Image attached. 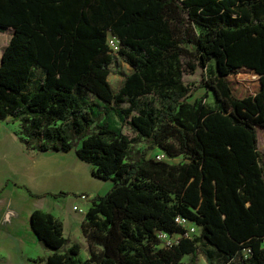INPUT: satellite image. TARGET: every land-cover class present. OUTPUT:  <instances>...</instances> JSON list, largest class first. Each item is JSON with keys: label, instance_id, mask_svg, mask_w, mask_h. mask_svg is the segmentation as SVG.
Returning <instances> with one entry per match:
<instances>
[{"label": "trees", "instance_id": "obj_1", "mask_svg": "<svg viewBox=\"0 0 264 264\" xmlns=\"http://www.w3.org/2000/svg\"><path fill=\"white\" fill-rule=\"evenodd\" d=\"M0 120L17 121L19 139L38 150L66 151L112 182L89 198L80 222L95 264H264V0H0ZM118 40L115 53L106 37ZM213 73L193 86L180 57ZM116 55L131 70L113 89ZM190 68L194 63L188 61ZM205 86L213 104L187 100ZM92 95L119 106L132 135L98 121ZM144 146L130 151V144ZM158 147L165 157L147 156ZM64 191H59L63 193ZM192 237L159 244L156 230ZM29 228L48 250L46 264H75L80 245L59 219L33 208Z\"/></svg>", "mask_w": 264, "mask_h": 264}, {"label": "crops", "instance_id": "obj_2", "mask_svg": "<svg viewBox=\"0 0 264 264\" xmlns=\"http://www.w3.org/2000/svg\"><path fill=\"white\" fill-rule=\"evenodd\" d=\"M92 168L93 165L78 158L72 148L38 150L23 143L12 129H0V247L19 246L24 250L32 243L37 246L28 216L33 208H39L59 219L62 232L70 239L79 243L78 235L82 234L86 253L81 219L71 205L78 204L77 201L88 203L91 196L103 193L112 184L107 181L109 178L94 175ZM80 192L87 195L86 200L77 196ZM47 198L49 202L45 203ZM26 201L28 205H24ZM63 219L65 223L70 222L69 231L64 229ZM11 258L9 254L5 257L0 253V264L10 260L13 264Z\"/></svg>", "mask_w": 264, "mask_h": 264}, {"label": "rangeland", "instance_id": "obj_3", "mask_svg": "<svg viewBox=\"0 0 264 264\" xmlns=\"http://www.w3.org/2000/svg\"><path fill=\"white\" fill-rule=\"evenodd\" d=\"M11 28L6 27L3 30H0V53L2 51L3 46L6 44L10 33H11ZM181 60V67H182V72H181V79L184 83L193 86L198 81H200L202 76H206L209 73H213V68H214V62L213 60H209L205 66H200L193 55L191 54H185L180 57ZM188 61H192L194 63V67L190 68L188 65ZM131 70V67L124 62L119 55H116L113 62L109 64V72H108V81L110 82L111 86L113 89L117 88L121 81L123 80V77L126 73H128ZM88 99L93 101L92 107L94 109V113L98 116V121L101 124L107 125L108 128L112 129H119L122 132L126 133L127 135H132L133 132L128 126V124L125 122V120L121 119L120 114L118 112L119 106H125L127 103L122 102L119 104V106L114 105L111 102H104L100 99L95 98L92 95H88ZM187 100L191 101L193 99L196 100H202L206 103L213 104L214 99H213V94L212 92L207 89L205 86H199L196 89L193 90V92L187 96ZM0 129H12L14 131V134H16L17 137H19L18 134V122L17 121H7V120H0ZM256 135H257V147L264 153V128L261 126L256 127ZM144 146L143 141H138L134 144H130L129 149L130 151L140 149ZM158 151V147H152L147 150V156H152L154 152ZM166 161L168 162H177L183 160V156L181 154H176L172 157H165ZM110 181L111 180H107ZM49 202V198L46 199L45 203ZM77 207H81L82 210L79 209H71L76 211L80 219L82 220L84 216V212L89 204L84 203L83 201H77ZM29 201H26L24 205H28ZM86 204V205H85ZM85 205V206H84ZM22 214H18V218L21 219ZM66 219H63L64 222V229H67L68 231L72 227L70 222H66ZM197 231V230H196ZM64 234V232H63ZM79 234V233H78ZM79 243H80V248L79 251L76 255V262L75 264H85L83 263V259L86 257L85 253V244L83 241L82 234H79ZM162 245L161 243H159ZM24 252V253H22ZM0 253L4 255L5 257L7 254L12 256V262L13 264H45L44 261H39L37 257L39 256H44L46 251L43 250V248L37 244L35 246V243H32V245H28L24 250L21 249L19 246H13V247H0ZM183 261V264H189L190 261V254H184L181 258ZM214 264H219L220 260L218 257L213 256L212 258ZM0 259V263H1ZM194 263L195 264H208L205 261L203 253L197 249V252L194 256ZM4 264V263H2ZM5 264H12L11 260L10 262H6ZM86 264H95L93 261H89Z\"/></svg>", "mask_w": 264, "mask_h": 264}, {"label": "built area", "instance_id": "obj_4", "mask_svg": "<svg viewBox=\"0 0 264 264\" xmlns=\"http://www.w3.org/2000/svg\"><path fill=\"white\" fill-rule=\"evenodd\" d=\"M107 45L109 47V50L112 53H115L118 49V40L115 35L108 34L106 37ZM153 157L155 159H162L165 157L164 153L161 151H156L153 153ZM80 199H87V195L84 192H80L77 195ZM72 208L82 210L81 207H77V204H73ZM174 220L182 227V231L179 232H173L168 233L164 230H156V236L159 239V243H161L163 246L171 245L172 243H175L180 236L185 237H192L194 233H196V226L188 220L186 217L181 215H175Z\"/></svg>", "mask_w": 264, "mask_h": 264}]
</instances>
